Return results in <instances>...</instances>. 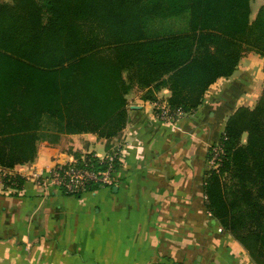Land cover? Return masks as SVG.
<instances>
[{
    "label": "trees",
    "instance_id": "16d2710c",
    "mask_svg": "<svg viewBox=\"0 0 264 264\" xmlns=\"http://www.w3.org/2000/svg\"><path fill=\"white\" fill-rule=\"evenodd\" d=\"M252 1L1 3L0 168L34 162L39 144L62 134L118 138L132 90L125 74L147 89V100L167 88L172 110L193 113L213 84L235 74L245 53L264 60V5L251 22ZM182 19L187 27L174 31ZM223 145L222 166L206 175L208 210L255 264H264V89L253 108L227 119ZM87 160L105 171L94 155Z\"/></svg>",
    "mask_w": 264,
    "mask_h": 264
},
{
    "label": "crops",
    "instance_id": "0c3cea01",
    "mask_svg": "<svg viewBox=\"0 0 264 264\" xmlns=\"http://www.w3.org/2000/svg\"><path fill=\"white\" fill-rule=\"evenodd\" d=\"M239 70L213 84L176 125L129 94L114 187L79 197L56 188L43 193L37 176L49 177L76 156L103 157L108 143L90 133L41 142L34 162L13 169L22 186L0 192V264H255L212 218L204 188L211 145L238 108L252 107V84L239 80Z\"/></svg>",
    "mask_w": 264,
    "mask_h": 264
},
{
    "label": "rangeland",
    "instance_id": "374dc122",
    "mask_svg": "<svg viewBox=\"0 0 264 264\" xmlns=\"http://www.w3.org/2000/svg\"><path fill=\"white\" fill-rule=\"evenodd\" d=\"M3 0H0V2H2ZM1 4V3H0ZM264 5V1L262 0H254L252 1L251 3V15H250V21L251 22H254V20L256 19L257 15H258V12L260 10V8ZM156 26V29H161V24L157 23ZM165 27H167L166 25H164ZM187 27V23H186V20H177L176 22H174L173 25H171V28L174 30V31H180L184 28ZM263 64H264V60L263 58L255 53V52H249V53H245L244 54V57L240 60V64L239 66L241 65V67L239 68L238 66V69L237 71L239 70V73H238V76H239V80L245 82V83H250L252 84V87L250 88V90L248 89L247 92L250 94V98H251V101H252V107L253 108L259 97L261 96L262 94V91L264 89V74H263ZM236 71V72H237ZM125 77L127 78V80L131 83L132 85V90L130 92V94L132 93L133 95L135 96H139L141 98V100L143 101H148L150 102L149 104L151 105L152 107V110L156 116V118L161 121L162 123L164 124H168V125H176L181 119H183L184 117H186L187 115H190V114H184L182 117H179L177 119H173V120H169V119H160V117L158 116V110H157V103H160L161 105H166V107L170 110V111H174L171 109L170 105H169V97L168 98H162L160 97V92L163 90V89H159L158 91L155 92V99H152V100H147L145 97L147 95V89L143 88V87H140L139 85H137V82L133 81V80H130L128 79L129 76L128 74H125ZM210 89V88H209ZM168 90V89H167ZM209 91V90H208ZM207 91V92H208ZM170 92V91H169ZM207 94V93H206ZM170 95H171V92H170ZM206 96V95H205ZM225 132V131H224ZM122 133L120 134V136L114 140H112L110 143H108L109 145H107V154L105 156H101V157H97V159H99L100 162L102 163H106V161L108 159H113V162L110 160V163L111 164H114L115 166V169H114V172L116 171V169L119 167V165H121L123 163V160H124V157H125V154L123 152V150L125 149V146L127 145L126 144V141L122 139ZM222 139V138H221ZM246 140V136L243 137V141L245 142ZM221 140L217 141V142H214L213 145H217L219 144ZM211 145V147L213 146ZM211 147L209 149V153H208V157H207V163L209 165V160L211 159ZM101 150V149H100ZM89 156V155H88ZM87 155L85 156H82L83 158H81L80 161H82V159H87L88 158ZM96 157V156H95ZM74 162L78 164V159L75 158L74 159ZM113 167V166H112ZM209 170L208 171H211L212 169H210V167H208ZM100 173H103V172H100ZM100 176L102 174H99ZM114 175V173H113ZM36 181H38L40 183V180L36 179ZM108 184H103V183H96V184H92L89 188L88 191H94L95 190V186H97L96 190H100V189H103V188H106V187H114L116 185V182L114 181L113 179V176L111 177V183L110 181L108 180L107 182ZM44 189H43V193H46L48 190L52 191V189L54 187H51L49 186L50 185V182H46V185L40 183ZM93 189V190H91ZM6 189L4 188V191ZM2 188H0V192H4ZM3 193H1L2 195ZM8 194H14V195H20L19 193H8ZM47 194H50L51 193H47ZM64 195H66L65 193H63Z\"/></svg>",
    "mask_w": 264,
    "mask_h": 264
},
{
    "label": "built area",
    "instance_id": "2783aa9c",
    "mask_svg": "<svg viewBox=\"0 0 264 264\" xmlns=\"http://www.w3.org/2000/svg\"><path fill=\"white\" fill-rule=\"evenodd\" d=\"M158 116L160 119L173 120L182 117L185 113L183 111H170L166 105L157 103ZM225 139V132L221 141L217 145L211 147V159L209 160V167L212 170H219L223 164L225 158V151L223 141ZM97 158V157H96ZM99 160V159H98ZM113 159H108L105 163V171L100 173L93 168V165L87 160L82 159V163L77 164L74 161L65 165H58L52 171L49 177L43 179L41 176H37L36 179L46 185V182H50L51 187L65 193L67 196H76L78 194L87 193L92 184H108V180L111 183V177L113 176L115 166L110 163ZM102 163V162H100ZM113 166V167H112ZM99 174H102L101 176ZM19 175L13 170H6L0 168V188L13 190L18 187ZM47 186V185H46ZM221 232L222 229H219Z\"/></svg>",
    "mask_w": 264,
    "mask_h": 264
}]
</instances>
